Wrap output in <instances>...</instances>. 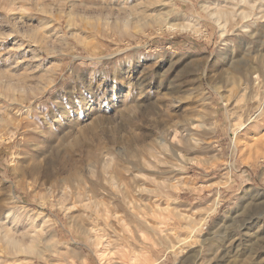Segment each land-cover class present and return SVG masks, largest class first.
Wrapping results in <instances>:
<instances>
[{"label": "rangeland", "instance_id": "rangeland-1", "mask_svg": "<svg viewBox=\"0 0 264 264\" xmlns=\"http://www.w3.org/2000/svg\"><path fill=\"white\" fill-rule=\"evenodd\" d=\"M0 264H264V0H0Z\"/></svg>", "mask_w": 264, "mask_h": 264}, {"label": "bare ground", "instance_id": "bare-ground-1", "mask_svg": "<svg viewBox=\"0 0 264 264\" xmlns=\"http://www.w3.org/2000/svg\"><path fill=\"white\" fill-rule=\"evenodd\" d=\"M222 12H223V11H222ZM222 14H223V13H222ZM225 14H226V13H225ZM225 14H224V15H225ZM224 18H225V17H224ZM181 26H182V25H181ZM183 26H184V25H183Z\"/></svg>", "mask_w": 264, "mask_h": 264}]
</instances>
